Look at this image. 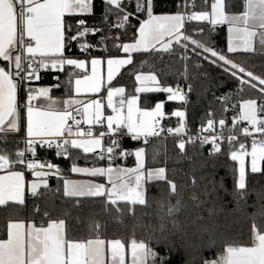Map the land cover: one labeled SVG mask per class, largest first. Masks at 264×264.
<instances>
[{"label":"snow or ice","instance_id":"snow-or-ice-1","mask_svg":"<svg viewBox=\"0 0 264 264\" xmlns=\"http://www.w3.org/2000/svg\"><path fill=\"white\" fill-rule=\"evenodd\" d=\"M128 2L129 0H102L105 12L101 18L104 27H101L89 26L83 18L94 14V0H0V143L8 142V133L20 131L22 118L25 120L26 132L22 149L17 147L14 151H8L0 147V207L25 206L26 192L32 197H44L47 202L54 200L56 193L61 190L49 187V177L62 178L60 168L54 163L40 162L35 158L38 145L41 148L55 149L58 157L71 159L70 171L73 173L107 179L106 185L64 178L63 196L76 198L74 206L80 204L81 198L104 197L103 210L111 214L113 209L110 206H114V219L123 223L122 217L126 209L137 221L132 226V237L127 245L121 239L102 238V224L94 219H90L88 224L90 238L82 240L68 238L66 219H51L49 211L43 212V216L47 218L46 225L43 220L39 225L33 221H9L6 239H0V264H126V248L128 264H167L166 258L151 245L152 239H156L152 235L156 228L150 223L143 224L141 218L136 217V206L149 207L147 186L152 182H163L167 186L168 200L157 201L159 231L165 232L166 223H170L174 230L182 234H186L185 228L193 227L198 232H209L208 246H213L216 243L215 235L206 224L201 223L206 219L201 211L206 210L209 218L213 215L215 208L205 209L204 205L210 202L207 198L215 197L216 182L210 181L211 189L206 185L202 190L201 195L206 199H200L195 192L189 196L188 199L192 202L190 213L195 215L181 222L177 219V214L189 206L184 201L178 184L169 179L166 167H146L149 152L153 162L160 155L159 149L151 145V138H160L163 133L179 137L176 146L182 154L186 152V145L195 146L199 143L201 148L206 144L212 145L209 156H217L223 154L220 142L226 140L229 145L227 154L239 165L232 193L238 210L247 206L249 195L245 158H251L252 174L264 173V75L255 74L229 55L237 52L264 53V0H239L242 5L239 13L226 11L225 0H201L204 7L200 11L195 10V0H191V3L189 0H178L174 14L160 15L154 13V0H134V12L127 10ZM138 13L144 14L146 18L141 20L136 15ZM113 15L116 17L115 22L109 23V17ZM130 17L139 20V27L131 42L117 43L120 35L101 34L99 37V42L105 45L104 51H108L107 41L111 39L112 47L126 55L109 56L106 59L92 57L90 50L97 45L89 42L87 37L105 33V28L109 33L119 29L123 34L130 26ZM192 22L206 23L209 35L218 26L226 25L227 51H218L205 40L195 38L203 34L205 29L197 27L189 32L186 25ZM74 43L90 59L67 55L66 52L71 51ZM177 47L181 50V60H190L191 52L236 79L239 92L247 87L259 93L258 97L244 100L239 105L240 111L233 118L227 137L223 131L226 127L224 118L218 121L221 131H215L217 121L214 113L207 114L209 118L206 126L202 124L196 135H189L185 110L176 109L170 113L178 118L177 126L173 128L162 124L168 116L164 111L165 102H157L150 110L139 107L140 94L146 93H167L168 102L179 101L186 105L187 92L192 91L190 83L187 84L186 92L179 84L175 87L162 85L154 72L145 74L137 69L133 73L136 82L134 94L126 96L125 87L111 86L121 69L134 63L133 54H170ZM89 63L90 75L87 74ZM105 64L106 79L101 72V67ZM146 64L147 61H141L138 68ZM66 67L84 70V74L71 70L67 73V80L63 85L66 98L53 97L50 87L31 86L33 80L41 78L42 70L64 72ZM181 75L185 80L188 79L187 63L184 64ZM55 79L59 81L58 76ZM105 85V98H87L89 94H99ZM54 86L59 88L61 84ZM21 90L25 92L22 103L18 101V92ZM115 97H119L118 101L114 100ZM217 99L227 102L230 97ZM105 106L111 109V114L105 115ZM240 122H247L248 126L241 128L240 134L251 138L250 150L246 142L231 134ZM83 125H87V128ZM105 125L106 130L94 134L95 126L104 128ZM205 132L209 134L203 135ZM116 135H130L133 140L143 142L144 146L137 148L134 153L126 150L118 153L124 158L134 155L135 167L111 165V161L117 156L116 150L120 148L119 140L111 139L107 147L103 140L105 136ZM163 139H167V136ZM73 150H81L86 160L89 154H94L98 160L109 161V165L80 167L76 163L80 156L74 157ZM17 166H23V170H17ZM26 171L35 179L26 181ZM191 184L193 187L197 186L195 176L192 177ZM172 197L176 198L175 203L171 202ZM34 211L40 212L41 209L34 206ZM63 215L68 217L69 212L64 210ZM249 216L252 218L250 245L227 243L216 259H205L202 264H264V226L256 222L257 217L264 220V206ZM136 227L148 229V239L137 240ZM164 240L167 237L157 239V243Z\"/></svg>","mask_w":264,"mask_h":264},{"label":"trees","instance_id":"trees-1","mask_svg":"<svg viewBox=\"0 0 264 264\" xmlns=\"http://www.w3.org/2000/svg\"><path fill=\"white\" fill-rule=\"evenodd\" d=\"M191 2V0H189ZM178 0H154V13L155 14H173L177 11L176 5ZM211 2V0H210ZM226 11L230 13H239L242 11V5L239 0H225ZM196 9L200 11L203 9L201 0H195ZM129 12H133L132 0L126 5ZM105 12V6L102 0H94V14L83 17L86 19L89 26H101L102 16ZM145 16L140 17L144 19ZM116 17L110 16L109 23L115 22ZM139 26V20L135 17H130V26L126 32L121 34L122 30L114 29L110 33L105 28V33H97L96 35H89L87 40L97 47L91 49L92 57H120L121 50L112 47L113 41H107L108 51H104L105 45L99 42L101 34H108L109 36L120 35V40L117 43L131 42L133 36ZM202 27L205 32L197 35L195 38L203 39L205 42L210 43L218 51H227V29L225 25L218 26L215 31L208 33V25L204 22H192L186 25L189 32L192 29ZM181 50L177 47L173 53H163L149 56L148 54H134V63L127 65L120 71L115 79L113 86H123L128 95L134 94L136 86L134 71L140 70L145 74L154 72L162 85H169L175 87L179 85H192V91L188 92V102L184 106L182 103H173L166 101L164 93L141 94L140 106L145 108L153 107L157 102H165V112L170 115L173 110L180 109L186 111V125L191 131L200 129L201 125L206 126L208 113H214L215 121L221 118L226 120L228 125L234 117L238 115L239 105L244 100L256 98L259 93L245 87L243 92H239L238 81L230 75L222 71L221 68L214 66L207 60L201 57H196L189 52L192 57L188 61H183L179 57ZM67 55L87 56L82 54L78 46L74 43L70 52ZM162 55V59H161ZM232 59L237 63L243 64L246 68L253 71L257 75H264V53H243L237 52L229 54ZM141 61H147V64L142 68H138ZM188 66V79L185 80L181 73L184 71V64ZM70 69H65L62 74L61 87L51 91L53 96L66 97L65 88L63 87L67 80V73ZM227 96L230 99L225 102L218 97ZM233 105H236L233 108ZM227 108V111L224 109ZM178 123V119L166 117L162 124L167 127H174ZM23 136L22 132V119L20 131L13 135H8L7 143H0V147L8 151H14L17 147L21 148L20 138ZM19 142V143H17ZM176 138H151V145L156 146L160 155L157 161L153 162L151 152L146 157V167L157 168L166 167L169 179L176 181L178 188L183 195V199L188 203V209L182 210L177 214V219L184 222L195 213H190L192 202L188 199L189 196L195 192L200 196V199H206L201 195L202 190L207 185L211 189L212 184L210 181H215L217 191L215 197L207 198L210 202L204 205V208L214 207L215 211L209 218L208 212L202 210L201 214L206 218L201 221L206 224L211 233H214L216 243L209 247V232H198L193 227L185 228V233L182 234L172 228L170 223H166L165 232L159 231L160 220L156 215L157 201H167V186L163 182H152L148 185V201L149 207L136 206V217L141 218L143 224H151L156 228L152 233L156 239H152V247L167 260V264H202L205 259H216L220 253L223 252L224 246L227 243H236L240 245H250L251 240V223L252 218L249 214L257 212V210L264 206V173L252 174L248 171L247 175V206L241 210L237 209V203L233 198L234 180L238 176L237 162L230 159L228 155L229 147L221 146L222 153L217 156H209L210 150L201 148L198 145H186V152L182 154L177 145ZM124 145L128 148L136 149L143 144H132L125 141ZM237 147V145H236ZM80 156L76 160L78 165H91L96 163L97 159L94 155H88L87 160L84 159L82 153L73 151V156ZM36 159L42 162H51L60 168L63 176H69V170L72 166V160L58 157L55 155V149L37 148ZM190 158V159H189ZM102 163V162H101ZM19 166H17L18 168ZM264 167V163H262ZM174 170V171H173ZM195 176L197 186L193 187L191 184L192 177ZM203 177V179H201ZM222 185V187H220ZM51 189L60 188L61 190L56 193L54 200H48L44 197L28 198L26 205L7 207H0V239H6L7 223L9 221H33L37 225L43 220L45 225L47 218L43 216L44 211L51 213V219H66L67 223V236L73 240H82L90 238L88 232V224L90 219L99 221L102 224L100 229L101 237L106 240L121 239L127 243L132 237V226L137 222L136 219L125 209V215L122 217L123 223L114 219L116 215L115 207H112L111 214L103 210L104 197L100 198H81L78 206L75 205L76 198H67L63 196L62 183L60 180L51 182ZM43 191V189L41 190ZM175 197L171 198V202L175 203ZM243 204V202H241ZM34 206H39L40 212L34 211ZM123 208L124 205L120 204ZM64 210L69 212V216L63 215ZM148 213V215H144ZM258 225L264 226V220L259 217L256 218ZM127 226V227H125ZM150 233L144 227L135 228V238L137 240L148 239ZM167 237L160 243L157 239ZM171 249V250H169Z\"/></svg>","mask_w":264,"mask_h":264},{"label":"built area","instance_id":"built-area-1","mask_svg":"<svg viewBox=\"0 0 264 264\" xmlns=\"http://www.w3.org/2000/svg\"><path fill=\"white\" fill-rule=\"evenodd\" d=\"M132 8H133V12H134V0H132ZM136 15H138L139 17L145 16L144 14H139V13L136 14ZM62 74H63V72H59V71H54V70L44 71V70H42L41 73H40L41 78L39 80H33L31 82V86L33 88H39V87L48 85L50 87L57 88L54 85L57 84V83H61ZM57 76L59 77V81H57L55 79ZM180 86L182 88H184V90L187 92V85L184 84V85H180ZM187 94H188V92H187ZM24 99H25V92L23 90H21V91L18 92V101H20L22 103ZM180 103L183 104V102H180ZM183 105L185 106V104H183ZM232 123H233V120L228 125L226 124V127L223 130L225 137H227L229 135L228 129L232 128ZM176 126H174L173 128H175ZM246 126H248L247 122H240V124L237 126L236 129L233 130V132L231 134L236 135L239 138L240 141L246 142L248 147H249V150H250L251 138L250 137H244V136H242L240 134V129L243 128V127H246ZM95 127L97 129H101L102 131L105 130L104 128H101L100 126H95ZM167 127H171V126H167ZM198 130L191 131L187 127V131H188L189 135H196ZM215 131L216 132L221 131L218 124H216ZM208 134H209L208 132L203 133V135H208ZM164 136H167V138H176L177 141L179 140V137L171 136V135H168L167 133H163L162 137H164ZM24 138H25V136H22L20 138V142H21V145H22L21 149L24 147V144H23ZM184 138L187 139V136H185ZM111 139H118L119 140V144H120V148L116 150L117 151V156L115 157V159H113L111 161V164L118 165V166H121V167H134L135 166V157H134V155L127 156L126 158H124V157H120L118 155V153L121 150H126L128 152H133L134 153V149L128 148V147H126L124 145L125 141H129L132 144H141V145L143 144V142L142 141L133 140L130 135H116V136H113V137L105 136L104 140H103V141H106L105 144H104L105 147H107L110 144V140ZM220 143H221V146L224 145V146L229 147V145L226 142V140L225 141H221ZM196 145L199 146V143H197ZM211 147H212V145L206 144V145H204L203 148H207V149L210 150ZM237 147H238V145H237ZM37 148H41V147L37 145ZM46 149H48V148H46ZM99 161L104 162L106 164H109V161H107V160H99ZM19 167H21V166H19ZM27 198H34V197H32V196L27 194Z\"/></svg>","mask_w":264,"mask_h":264},{"label":"crops","instance_id":"crops-1","mask_svg":"<svg viewBox=\"0 0 264 264\" xmlns=\"http://www.w3.org/2000/svg\"><path fill=\"white\" fill-rule=\"evenodd\" d=\"M174 14V13H173ZM158 15H160V14H158ZM146 18V17H145ZM226 26V25H225ZM139 27V26H138ZM137 27V28H138ZM226 29H227V26H226ZM227 46H228V31H227ZM126 54H124L122 51H121V56L120 57H123V56H125ZM134 55V54H133ZM76 57V56H75ZM77 58H80V59H90V57L89 56H77ZM66 69H69L68 67H66ZM71 71H76V72H79V73H81V74H84V70H77V69H70ZM122 70V69H121ZM101 72H102V74L104 75V77H105V79H106V76H107V69H106V64L105 65H103L102 67H101ZM87 74H91V65H90V63L87 65ZM119 75V74H118ZM117 75V76H118ZM117 76L115 77V79L117 78ZM115 79L112 81V85L111 86H113V83H114V81H115ZM136 83V82H135ZM42 87H50V86H48V85H45V86H42ZM114 87H118V86H114ZM52 90H55L56 88H53V87H50ZM106 89H107V85H105L104 87H102V90H101V92L99 93V94H89V96L87 97V98H90V99H100V98H105L106 97V95H107V91H106ZM51 90V91H52ZM126 94V96H130V95H128L127 94V92L125 93ZM146 94H152V93H146ZM165 95H166V98H167V93H164ZM52 95V94H51ZM141 95V94H140ZM53 96V95H52ZM53 97H55V98H66V97H57V96H53ZM118 99H119V97H115L114 98V100H117L118 101ZM166 101H167V99H166ZM39 102H42V101H39ZM168 102V101H167ZM104 103H105V105H106V99L104 100ZM173 103H180L179 101H174ZM242 103V102H241ZM240 103V104H241ZM155 106V105H154ZM154 106L153 107H151V108H145V107H141L140 106V104H139V107H141V108H144V109H152V108H154ZM164 111H165V108H164ZM239 111H240V107H239ZM104 112H105V115H108V114H111V109H108L106 106H105V109H104ZM239 113V112H238ZM166 117H170V118H173V119H178V118H176V117H173V116H171V115H168V116H166ZM83 127L86 129L87 128V125H83ZM104 129L106 130V125H105V127H104ZM100 131H102L101 129H97L96 127H94V134L95 133H98V132H100ZM22 132H23V136H25L26 135V132H25V120L22 118ZM13 134H16V133H8V135H13ZM105 142L106 141H103V144H105ZM137 149V148H136ZM136 149H134V152H135V150ZM73 151H78V152H80V153H82V151L81 150H73ZM99 151V150H98ZM83 154V153H82ZM89 155H94V154H89ZM95 156V155H94ZM246 160H247V162H246V171H248V165H249V157H246ZM40 162H42V161H40ZM78 165V164H77ZM109 164H106V163H104V162H102L101 163V161H99L98 159H97V161H96V163H94V164H91V165H78V166H80V167H93V166H96V167H101V166H103V167H107ZM113 167H116V166H118V165H114V164H111ZM237 166H238V163H237ZM135 167V166H134ZM70 169H71V167H70ZM17 170H23V167L21 166V167H18L17 168ZM69 173H70V175L67 177V176H63L62 174H61V177L62 178H58L57 176H51V177H49L48 178V183H49V186H50V184H51V182L52 181H54V180H60L61 181V183H62V185H63V179L64 178H66V179H69V180H75V181H92V182H95V183H105L106 185H107V179L106 178H102V177H90V176H86V175H83V174H79V173H73V172H71L70 170H69ZM25 178H26V181H32V180H34L35 179V177H33L32 175H31V173L30 172H25ZM109 187H110V185H108ZM41 190H42V188H41ZM28 198H27V192H26V200H27ZM27 223V222H26ZM128 260H129V257H128V251H127V248H126V264H128Z\"/></svg>","mask_w":264,"mask_h":264},{"label":"rangeland","instance_id":"rangeland-1","mask_svg":"<svg viewBox=\"0 0 264 264\" xmlns=\"http://www.w3.org/2000/svg\"><path fill=\"white\" fill-rule=\"evenodd\" d=\"M250 157H249V165H248V172H250ZM246 162H247V160H246V158H245V164H246ZM238 163V162H237ZM238 167H239V165H238ZM251 173V172H250Z\"/></svg>","mask_w":264,"mask_h":264}]
</instances>
